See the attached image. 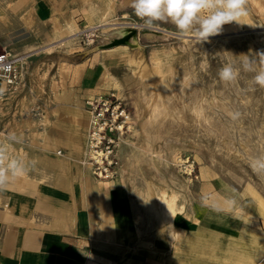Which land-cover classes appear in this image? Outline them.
I'll list each match as a JSON object with an SVG mask.
<instances>
[{"label": "rangeland", "instance_id": "1", "mask_svg": "<svg viewBox=\"0 0 264 264\" xmlns=\"http://www.w3.org/2000/svg\"><path fill=\"white\" fill-rule=\"evenodd\" d=\"M25 2L26 27L0 35V50L23 57L25 70L24 85L2 87V136L21 133L24 120L47 119L56 106L73 105L71 120L77 110L91 124L84 139L89 168L97 176L88 134L98 118L108 177L124 179L145 228L184 236L174 224L186 218L197 226L192 236H224L221 255L209 246L194 261L264 264V174L249 167L264 156V89L251 84L254 73L241 70L229 84L218 76L223 65L239 67L243 55L264 52V0H247L239 24L224 25L202 44L171 24L145 28L129 0H44L50 8L40 16L36 0ZM5 19L1 9V27ZM122 31L128 34L120 37ZM156 103L165 111L151 116ZM202 198L209 210L204 220L215 224L204 232L193 214Z\"/></svg>", "mask_w": 264, "mask_h": 264}, {"label": "crops", "instance_id": "2", "mask_svg": "<svg viewBox=\"0 0 264 264\" xmlns=\"http://www.w3.org/2000/svg\"><path fill=\"white\" fill-rule=\"evenodd\" d=\"M14 1L12 14L8 4ZM22 3L0 0L7 16L5 26L0 24L3 37L26 27ZM35 4L37 16L50 8L44 0ZM74 109L56 106L45 120L19 124L22 139L14 154L36 163L29 160L34 170L0 191V264H201L193 259L207 256L209 246L221 255L224 236H192L197 226L186 218L174 224L184 236H160L153 226L145 228L123 178H97L82 165L80 150L59 145L64 130L84 144L77 120L87 115L76 110L73 122ZM207 208L199 202L193 209L201 232L215 226L204 220Z\"/></svg>", "mask_w": 264, "mask_h": 264}, {"label": "clouds", "instance_id": "3", "mask_svg": "<svg viewBox=\"0 0 264 264\" xmlns=\"http://www.w3.org/2000/svg\"><path fill=\"white\" fill-rule=\"evenodd\" d=\"M128 6L133 10L135 17L142 21L147 29L159 24H171L177 34L188 37L197 44L207 42L210 37L221 34L223 26L233 22L240 23L242 17L248 15L247 0H129ZM244 59L239 67L227 63L218 70L219 79L229 84L235 81L241 70L254 73L251 84L264 89V52L257 53L251 58L243 55ZM5 89L0 87V96ZM228 116L236 120L240 113L228 112ZM21 137L15 131L9 132L0 141V191L6 190L14 180L29 174L34 166L35 159L21 157L14 154L15 148L20 145ZM253 172L264 174V156H257L249 161ZM203 204V198H202ZM232 206L235 199H230ZM214 211H222L213 206Z\"/></svg>", "mask_w": 264, "mask_h": 264}, {"label": "built area", "instance_id": "4", "mask_svg": "<svg viewBox=\"0 0 264 264\" xmlns=\"http://www.w3.org/2000/svg\"><path fill=\"white\" fill-rule=\"evenodd\" d=\"M18 58H22V60H18ZM23 57L15 56L11 54L10 52L6 50H0V85H5L7 87L11 88H18L21 84H25V78H24V63H23ZM98 118L92 119V126L93 130L90 132L91 142H93L92 148L93 152H95L94 155L99 154L101 157V162H95L94 159H92V163L95 164V174L96 177L101 178H109L108 177V166L111 164L109 159L107 158V154L102 152V148L98 146V143L100 142V134L97 131L98 124H99ZM97 128V129H96ZM98 151L100 153H98ZM109 153V151H106ZM101 173L102 175H100Z\"/></svg>", "mask_w": 264, "mask_h": 264}, {"label": "bare ground", "instance_id": "5", "mask_svg": "<svg viewBox=\"0 0 264 264\" xmlns=\"http://www.w3.org/2000/svg\"><path fill=\"white\" fill-rule=\"evenodd\" d=\"M123 32V31H122ZM115 34V33H114ZM128 33H126V32H123V33H121L120 34V37H124V36H126ZM123 39V38H122ZM125 39V38H124ZM123 39V40H124ZM125 41V40H124ZM119 42H123L122 40H120V39H115L114 41H113V43H119ZM112 43V44H113ZM18 60H21V59H19L18 58ZM2 85V84H1ZM162 100H163V98H162ZM215 100V99H214ZM161 101V100H160ZM165 101V100H164ZM159 102V101H158ZM162 102V101H161ZM160 104V103H159ZM162 104H163V102H162ZM165 105V104H164ZM198 105V104H197ZM196 108V107H195ZM151 109V108H150ZM200 109V108H199ZM198 109V110H199ZM164 109H163V107L161 106V105H158L157 103L154 105V107H153V109H152V112H151V114L150 113H148V115L150 114L151 116H155L156 114H159L160 112H162ZM196 110V109H195ZM197 110V111H198ZM203 110V109H202ZM165 111V110H164ZM149 112V111H148ZM202 113V112H201ZM55 114H57V113H55ZM197 114V113H196ZM200 114V113H199ZM160 115V114H159ZM148 117V116H147ZM148 118H150V117H148ZM148 118H146V119H148ZM154 118V117H153ZM90 119H91V117H90ZM87 120H89V119H85L83 116H81V117H79L78 118V120L77 121H80L79 122V127H78V132H79V129L80 128H82V135H83V137H84V139H85V136H87L86 135V131H87V129L89 128V122L87 121ZM150 120V119H149ZM149 120H146V121H149ZM43 121V120H42ZM62 121V120H61ZM83 121H85V124H83ZM92 121V120H91ZM151 121V120H150ZM90 126H91V124H90ZM59 128L60 127H62V126H58ZM72 132H69V133H66V131L64 130V132L62 131L61 133H60V135L61 136H63L64 138H65V140H63V141H60L59 142V145H66V146H68V147H70V148H75V149H77V150H80L81 152H82V158H81V163H82V165L83 166H85L86 168L88 167L89 168V163L87 162V159H86V151H85V144H83V146L82 147H80V145L78 144L79 142H77V141H75V139L73 140V138H72V136L74 135V134H71ZM88 133V132H87ZM90 135V132H89V134H88V136ZM67 137V138H66ZM77 140V139H76ZM80 141V140H79ZM81 143V142H80ZM85 143V142H84ZM61 147V146H60ZM59 147V148H60ZM98 153H100L99 151H98ZM91 155V154H90ZM92 159H94V161L95 162H101V157H100V155L99 154H97L96 156L95 155H92ZM98 157H99V159H98ZM92 164V163H91ZM84 171V170H83ZM100 175H102L101 173H99Z\"/></svg>", "mask_w": 264, "mask_h": 264}]
</instances>
